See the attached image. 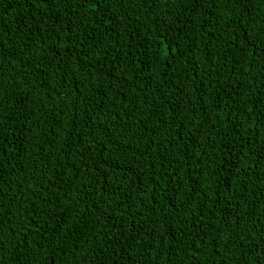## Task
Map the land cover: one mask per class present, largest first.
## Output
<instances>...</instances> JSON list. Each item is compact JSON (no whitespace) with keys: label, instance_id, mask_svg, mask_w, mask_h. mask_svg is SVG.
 Listing matches in <instances>:
<instances>
[{"label":"trees","instance_id":"trees-1","mask_svg":"<svg viewBox=\"0 0 264 264\" xmlns=\"http://www.w3.org/2000/svg\"><path fill=\"white\" fill-rule=\"evenodd\" d=\"M78 3L0 0V264H264V0Z\"/></svg>","mask_w":264,"mask_h":264},{"label":"snow or ice","instance_id":"snow-or-ice-1","mask_svg":"<svg viewBox=\"0 0 264 264\" xmlns=\"http://www.w3.org/2000/svg\"><path fill=\"white\" fill-rule=\"evenodd\" d=\"M49 0H36V3L39 4L41 7L43 5L47 4ZM154 3H159L162 7H167L169 3H172L173 6H175V0H153ZM231 3L238 7H246L247 3H251L252 0H192V5L194 9H199L202 7L204 3ZM53 6L55 4V0H52ZM100 3V0H79L78 6H84L86 4H91L92 8L89 9L90 11H94ZM171 51L170 48L165 46V55H167ZM0 54H2V49H0ZM0 142H2V136H0ZM3 155V152L0 151V156ZM224 227L227 228L228 225L224 224ZM241 231L243 232V228H241ZM264 251V250H262Z\"/></svg>","mask_w":264,"mask_h":264}]
</instances>
